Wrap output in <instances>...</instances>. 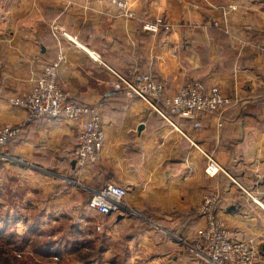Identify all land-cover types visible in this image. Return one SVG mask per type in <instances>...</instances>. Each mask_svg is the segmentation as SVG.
<instances>
[{
    "label": "crops",
    "instance_id": "1",
    "mask_svg": "<svg viewBox=\"0 0 264 264\" xmlns=\"http://www.w3.org/2000/svg\"><path fill=\"white\" fill-rule=\"evenodd\" d=\"M128 1L131 18L99 0L1 1L0 125L21 127L2 148L16 158L0 164V185L5 171L16 172L46 204L43 216L80 212L87 224L107 217L114 233L125 235L123 261L81 264L193 263L191 242L205 224L199 208L205 196L217 194V214L231 235L254 240L264 264V0ZM158 16L169 21L166 27L143 29L144 20ZM61 52L59 84L68 98L102 103L105 142L96 162H76L78 121L27 119L10 101L30 92ZM130 71L161 79L168 95L199 81L234 103L218 113L166 118L114 88L116 73ZM206 154L222 166L215 176L205 172ZM107 183L125 188L124 210L100 215L87 201Z\"/></svg>",
    "mask_w": 264,
    "mask_h": 264
},
{
    "label": "built area",
    "instance_id": "2",
    "mask_svg": "<svg viewBox=\"0 0 264 264\" xmlns=\"http://www.w3.org/2000/svg\"><path fill=\"white\" fill-rule=\"evenodd\" d=\"M118 7L120 16H135L128 0H99ZM231 8H235L231 5ZM218 25V23L215 22ZM167 26L163 17L144 20L142 27L152 33H158ZM66 34V33H65ZM64 62L61 52L56 59L48 62L43 72L35 79L33 89L24 95L11 98V103L23 108L27 119L41 117H66L80 124V137L75 150L76 162L83 165L96 162L100 158L105 131L102 120V103L96 105L80 104L68 98V94L59 84L60 71ZM264 64V56H263ZM114 88L135 95L146 102L153 110L166 118L168 114L192 118L196 112H222L234 103L224 96L217 86L205 87L199 81H192L178 89L173 95L166 92V83L147 73L130 71L127 74L116 73ZM21 125L0 126V147L16 136ZM195 128L200 123H194ZM3 154L0 153V156ZM205 172L215 176L222 171V166L210 154H206ZM125 188L107 183L102 188L92 191L87 201V208L100 215L121 212L124 209ZM199 214L205 224L197 233V246L194 248L193 263L208 264H259L260 251L254 240H243L233 237L226 227L223 218L217 214V194L204 197Z\"/></svg>",
    "mask_w": 264,
    "mask_h": 264
},
{
    "label": "rangeland",
    "instance_id": "3",
    "mask_svg": "<svg viewBox=\"0 0 264 264\" xmlns=\"http://www.w3.org/2000/svg\"><path fill=\"white\" fill-rule=\"evenodd\" d=\"M8 1L10 0H5V4ZM3 125L15 124L4 123L0 126ZM2 152L6 153L4 149H0V153ZM15 158L7 153L3 154L0 156V164L12 163ZM28 170L30 169L26 166L25 173ZM5 175L4 188L0 185V264H81L88 260L109 262L127 258L123 248L125 235H119L117 231L114 233L109 218L99 216L95 222L87 224L86 221H80V212H72L74 217L71 218L60 211L54 212L53 216H43L46 204L39 196L37 199L32 196L30 181L22 175L18 178L16 172L5 171ZM144 222L158 233L162 232L152 222ZM169 237L175 243H183L178 235L171 234ZM48 241L55 244L53 249L57 252L50 247L46 248ZM196 246L197 239L194 238L190 247L193 249ZM102 248H105L104 254L100 251ZM108 248L112 251L109 252ZM190 256L192 261L194 255Z\"/></svg>",
    "mask_w": 264,
    "mask_h": 264
},
{
    "label": "trees",
    "instance_id": "4",
    "mask_svg": "<svg viewBox=\"0 0 264 264\" xmlns=\"http://www.w3.org/2000/svg\"><path fill=\"white\" fill-rule=\"evenodd\" d=\"M4 146H5V145H4ZM4 146H3V147H4ZM3 147H0V149L2 150ZM2 153H3V152H2ZM3 154H4V153H3ZM54 245H55V244L52 243L51 241H48V242L45 244L46 248H49V247H50L52 251H55V250L53 249V248H54ZM55 252H57V250H56Z\"/></svg>",
    "mask_w": 264,
    "mask_h": 264
},
{
    "label": "water",
    "instance_id": "5",
    "mask_svg": "<svg viewBox=\"0 0 264 264\" xmlns=\"http://www.w3.org/2000/svg\"><path fill=\"white\" fill-rule=\"evenodd\" d=\"M191 264H201V263H191Z\"/></svg>",
    "mask_w": 264,
    "mask_h": 264
}]
</instances>
